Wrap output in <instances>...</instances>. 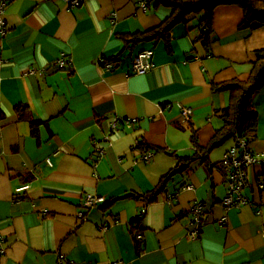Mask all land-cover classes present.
Here are the masks:
<instances>
[{"label": "crops", "instance_id": "obj_1", "mask_svg": "<svg viewBox=\"0 0 264 264\" xmlns=\"http://www.w3.org/2000/svg\"><path fill=\"white\" fill-rule=\"evenodd\" d=\"M170 13L138 0H82L77 7L66 0L6 3L0 264H264V165L247 168L245 202L222 203L228 185L219 162L232 138L209 150L205 163L197 159L167 179L155 202L121 198L152 190L177 157L194 155L193 131L198 145L209 144L230 98L211 83L246 79L255 51L264 48V26L239 29L243 15L236 5L214 10L207 43L199 14L172 26L168 38L127 44L128 35L159 26ZM147 49L152 68L133 73V58ZM252 100L258 118L249 148L258 156L264 152V85ZM19 104L42 121L37 138L17 119ZM181 106L192 108L189 121L181 118ZM87 195L103 196L104 203L86 208ZM196 203L203 215L192 239ZM141 213L140 226L132 224Z\"/></svg>", "mask_w": 264, "mask_h": 264}, {"label": "trees", "instance_id": "obj_2", "mask_svg": "<svg viewBox=\"0 0 264 264\" xmlns=\"http://www.w3.org/2000/svg\"><path fill=\"white\" fill-rule=\"evenodd\" d=\"M147 7L170 8V15L162 23L152 29L128 35L127 44H135L142 40L168 38V31L178 22H187L200 14L199 25L203 28L202 38L207 43L208 35L211 33L212 16L214 10L221 5H236L242 11V19L238 24L239 29L254 30L264 26V0H145ZM215 91L228 90L230 93L229 104L220 111L223 120L222 127L215 132L207 146L198 145L196 132L193 131L192 142L196 148L194 155L177 157V166L162 176L159 184L152 190L143 194L128 193L121 198L143 199L150 204L166 191V181L177 172L187 170L197 159L202 163L207 161L209 150L223 141L230 139L237 134L248 143L256 138V124L258 112L253 104V95L264 85V48L255 51V58L252 62V71L246 79L234 78L226 82H212ZM18 120L30 124L32 134L37 138L38 125L42 121L33 116L26 104H19L14 107ZM5 119V114L0 110V123ZM1 127V126H0ZM143 141L138 142V148L145 149ZM104 203V202H103ZM143 213L131 223L140 226ZM142 231L137 233L141 234ZM140 243V241H137Z\"/></svg>", "mask_w": 264, "mask_h": 264}, {"label": "built area", "instance_id": "obj_3", "mask_svg": "<svg viewBox=\"0 0 264 264\" xmlns=\"http://www.w3.org/2000/svg\"><path fill=\"white\" fill-rule=\"evenodd\" d=\"M9 0H0V36H4L5 34V19L3 17L4 7ZM69 7H77L81 4L82 0H66ZM141 5H145V0H138ZM152 50H142L137 53V55L133 58L132 61V72L135 74H145L147 73L153 66L152 63ZM102 62L104 60H101ZM57 64L60 67H64V63L61 60L57 61ZM109 65V64H108ZM108 68L111 65L106 66ZM180 115L184 121H189L192 116V108L189 106H181L180 107ZM119 121L116 119L112 126L114 128L117 127V123ZM129 121H124V123H128ZM233 145L231 148L223 155V158L219 162V166L221 167L225 181L228 185V191L225 197L222 199L223 205L228 206H240L246 199L243 197V190L247 187V168L254 164L264 165V152L258 156L253 155L250 152L249 143L237 136L233 137ZM149 152H146L143 156V159L147 161L149 159ZM260 187H264L263 184ZM27 186H23L18 188L17 190L26 189ZM104 201L103 196L97 195H87L85 197L83 205L87 207H92L100 202ZM191 212L193 213V223L195 227L190 231L189 237L194 239L199 235L200 227L202 224V207L200 203H196L191 208ZM82 215V213H79ZM136 241L142 240V234L136 233L134 235ZM3 243L4 237L0 233V253L3 252ZM112 264H121L119 261L113 262Z\"/></svg>", "mask_w": 264, "mask_h": 264}]
</instances>
